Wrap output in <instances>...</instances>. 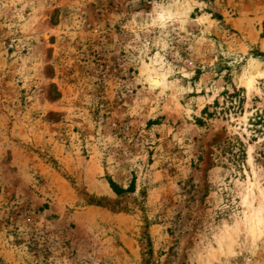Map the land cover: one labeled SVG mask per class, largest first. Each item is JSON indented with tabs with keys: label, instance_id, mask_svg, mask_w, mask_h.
Here are the masks:
<instances>
[{
	"label": "rangeland",
	"instance_id": "rangeland-1",
	"mask_svg": "<svg viewBox=\"0 0 264 264\" xmlns=\"http://www.w3.org/2000/svg\"><path fill=\"white\" fill-rule=\"evenodd\" d=\"M260 73L264 0H0V264H264Z\"/></svg>",
	"mask_w": 264,
	"mask_h": 264
},
{
	"label": "bare ground",
	"instance_id": "bare-ground-1",
	"mask_svg": "<svg viewBox=\"0 0 264 264\" xmlns=\"http://www.w3.org/2000/svg\"><path fill=\"white\" fill-rule=\"evenodd\" d=\"M258 76H260V77H264V73H260V74H258ZM162 85V80L160 79V78H158V77H153L152 79H151V86L153 87V88H158V87H160ZM252 87V84H251V81L250 82H248V84H247V88L248 89H250ZM259 223V222H258ZM256 227H257V225L255 226V229H254V231L256 230ZM253 231V232H254Z\"/></svg>",
	"mask_w": 264,
	"mask_h": 264
},
{
	"label": "trees",
	"instance_id": "trees-1",
	"mask_svg": "<svg viewBox=\"0 0 264 264\" xmlns=\"http://www.w3.org/2000/svg\"><path fill=\"white\" fill-rule=\"evenodd\" d=\"M110 185H111L113 191H114L116 194H118V195L121 194V193H123V192H126V191H127V190L118 189V188L114 185V183H112V182H110Z\"/></svg>",
	"mask_w": 264,
	"mask_h": 264
}]
</instances>
